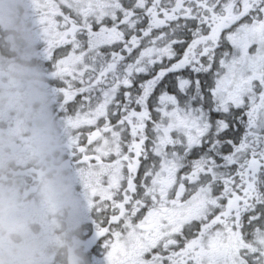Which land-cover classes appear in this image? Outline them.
Masks as SVG:
<instances>
[{
    "label": "snow or ice",
    "instance_id": "6c2138e0",
    "mask_svg": "<svg viewBox=\"0 0 264 264\" xmlns=\"http://www.w3.org/2000/svg\"><path fill=\"white\" fill-rule=\"evenodd\" d=\"M33 4L107 264H264V0Z\"/></svg>",
    "mask_w": 264,
    "mask_h": 264
},
{
    "label": "clouds",
    "instance_id": "9594fccd",
    "mask_svg": "<svg viewBox=\"0 0 264 264\" xmlns=\"http://www.w3.org/2000/svg\"><path fill=\"white\" fill-rule=\"evenodd\" d=\"M42 40L33 0H0V264H91L92 211Z\"/></svg>",
    "mask_w": 264,
    "mask_h": 264
},
{
    "label": "flooded vegetation",
    "instance_id": "af4514ba",
    "mask_svg": "<svg viewBox=\"0 0 264 264\" xmlns=\"http://www.w3.org/2000/svg\"><path fill=\"white\" fill-rule=\"evenodd\" d=\"M46 46H47L46 42L42 40L39 47L42 50H45ZM44 67L46 68L49 74L50 85H52L55 88L59 87L60 86L59 82L51 76V73L54 70L53 62L46 57V53L44 59ZM54 110L56 111L58 118L63 121L65 113L60 109V100L58 96H57V104ZM68 155L71 158L73 164L78 168L79 167L78 156L74 155L72 151H70L69 149H68ZM77 190L81 192H85L82 182L77 186ZM92 216L93 219L89 221L88 224L85 225V228L87 229V235L85 239L89 240L90 242V251L88 253L89 260L91 264H107L106 256L108 249L105 247L104 239L96 236V226L94 223V219L96 218V213L92 212Z\"/></svg>",
    "mask_w": 264,
    "mask_h": 264
},
{
    "label": "rangeland",
    "instance_id": "374dc122",
    "mask_svg": "<svg viewBox=\"0 0 264 264\" xmlns=\"http://www.w3.org/2000/svg\"><path fill=\"white\" fill-rule=\"evenodd\" d=\"M257 47H258V44H253L252 47L249 50L250 53H254Z\"/></svg>",
    "mask_w": 264,
    "mask_h": 264
}]
</instances>
